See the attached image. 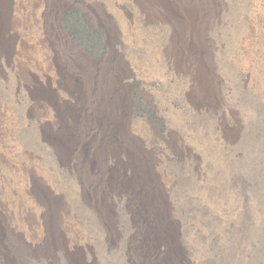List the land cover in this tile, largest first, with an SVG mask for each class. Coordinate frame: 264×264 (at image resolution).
I'll list each match as a JSON object with an SVG mask.
<instances>
[{
  "label": "rangeland",
  "instance_id": "374dc122",
  "mask_svg": "<svg viewBox=\"0 0 264 264\" xmlns=\"http://www.w3.org/2000/svg\"><path fill=\"white\" fill-rule=\"evenodd\" d=\"M156 1L148 14L136 0H0V249L8 245L4 221L37 242L38 179L89 229L86 216L105 208L127 222L121 195L94 190L99 173L158 182L177 212L210 206L220 189L232 194L249 178L264 196V0ZM167 8L171 21L163 20ZM171 53L189 55L190 74L174 70ZM105 60L107 114L97 103L99 83L91 92L86 85ZM187 94L212 107L195 109ZM249 113L257 115L254 126ZM105 114L107 130L117 126L123 135L114 152L91 158L83 136L96 137ZM252 129L262 137L253 160L260 176L247 171ZM80 148L87 153L76 157ZM173 179L187 185L169 189ZM252 223L254 258L264 264V216ZM91 230L99 264H117L104 253L99 228Z\"/></svg>",
  "mask_w": 264,
  "mask_h": 264
},
{
  "label": "bare ground",
  "instance_id": "6f19581e",
  "mask_svg": "<svg viewBox=\"0 0 264 264\" xmlns=\"http://www.w3.org/2000/svg\"><path fill=\"white\" fill-rule=\"evenodd\" d=\"M136 2L141 10L151 14L150 8L155 6L157 1ZM172 15V10L167 8L163 20H173ZM60 30L61 34L67 36L61 28ZM167 58L177 73H191L188 54L184 56L171 53ZM104 63L105 66L87 73L86 85L91 92L93 83H99L97 103L106 113L104 109L112 104V100L105 96V80L110 64L108 60ZM190 94H187V97L195 109L212 107L211 104L204 105L202 98H192ZM106 114L102 116L96 137L94 132L83 136V145H90L87 148H90L88 156L91 158L114 152L123 135L122 131L117 130V126L107 130L110 123ZM250 116L247 122L254 126L257 115L252 113ZM252 131L247 140L250 151H254L246 161L247 171L260 176L261 170L256 169L260 168L259 163L253 169V160L258 156L257 143L262 137H258V129ZM87 148H80L75 154L76 157L86 154ZM28 157L36 159L38 156L30 152ZM63 168L68 170L66 166ZM78 168L79 165L74 166V172H77ZM27 171L31 178L35 179L33 168ZM249 179L233 187L235 192L232 194L229 193L230 187L220 189L211 201H206L210 206L203 205V201L199 200L202 205L177 212L173 209L174 206L172 208V199L158 193L161 188L158 182L148 180L135 184L124 178L110 181L101 179L99 173L92 184L94 190L112 189L121 195L123 204L127 207V222L126 226L121 224L120 215L105 208L86 216L91 220L89 223L93 224L90 229L82 225V217L74 211L66 198L53 194L44 180L38 179L39 189L33 191L35 190V197L44 208L42 222L37 227L38 240L33 245L29 244L23 235L4 221L8 245L0 249V264H90L85 261V254L94 257L91 264H99L96 250L92 247L94 231L91 229L94 227L99 228L101 232L104 253L117 264L119 261V264H257L258 259L254 258L252 246L258 241L255 242L257 237H252V229L254 231L258 227L252 222L264 216V196L256 192L254 180ZM179 180H171L169 189L184 182ZM185 183L187 185V180ZM27 221L30 225L33 223L29 217Z\"/></svg>",
  "mask_w": 264,
  "mask_h": 264
}]
</instances>
